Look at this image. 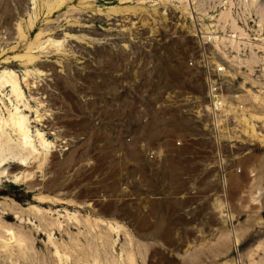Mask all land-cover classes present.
<instances>
[{"label":"rangeland","instance_id":"rangeland-1","mask_svg":"<svg viewBox=\"0 0 264 264\" xmlns=\"http://www.w3.org/2000/svg\"><path fill=\"white\" fill-rule=\"evenodd\" d=\"M209 80L235 115L219 129L241 168L225 189ZM9 114L26 117L36 150L39 131L56 152L61 188L43 195L64 203L39 205L0 167V264H264V0H0ZM0 138V158L18 161V131L2 125Z\"/></svg>","mask_w":264,"mask_h":264},{"label":"bare ground","instance_id":"bare-ground-1","mask_svg":"<svg viewBox=\"0 0 264 264\" xmlns=\"http://www.w3.org/2000/svg\"><path fill=\"white\" fill-rule=\"evenodd\" d=\"M214 32V31H213ZM230 36V35H229ZM236 35H231L230 37L234 38ZM206 37L208 38H214L217 39L218 37L216 35H207ZM205 38V37H204ZM229 38V37H228ZM236 38V37H235ZM230 40V39H229ZM233 40H231L232 42ZM235 42V41H233ZM30 54V53H29ZM33 56L29 55L28 56V60L31 59ZM8 78H3L1 81V84L5 85V86H10L11 87V92L16 96V99L17 98H21L22 97V91L21 89L19 88V85H18V80L17 78L15 77V75L11 72H7L5 71V73ZM27 80H25L26 82ZM31 83V82H30ZM29 83V84H30ZM33 83V81H32ZM27 87H28V84H26ZM32 87H30V92H31V95L33 97H35L37 94H41L43 93V88H41V86L39 87V85H31ZM28 90V91H29ZM46 94V93H44ZM43 97V96H42ZM36 99V102L42 104L43 102L41 101V96H38L35 97ZM232 100V98H231ZM44 105V104H43ZM49 104L47 103L46 106H48ZM41 106V105H40ZM50 106V105H49ZM48 111V110H47ZM230 111V110H229ZM36 114V118L38 121H42L43 125H46V126H50L52 128H56L54 127L53 124H51V122L49 120H44V118L40 115V113H38L37 109L34 111ZM52 112V111H50ZM234 112V111H233ZM232 112V113H233ZM15 114V113H14ZM17 114V113H16ZM15 114V115H16ZM235 116V115H234ZM43 119H42V118ZM45 117V116H44ZM235 118V117H234ZM0 128L2 127V125L4 126H7V127H11L12 129L14 130H17L18 131V135H19V139H20V143L22 144L21 148L23 151V156L21 158H19L18 161H13L11 159H7V158H0V167H4V166H10V169L11 170H6L5 171V168H3L4 170L2 171V176L1 177H6V176H11L14 178V182L16 183H19V184H24L26 185V188L28 189V192L29 193H32V194H35L34 198H32L31 200L34 201V202H37L39 205H47V204H51V205H59V204H62L64 203V200L61 199V198H58V197H49L48 195H43V192H50V191H55L57 190L58 188H61L60 184H57L56 181H57V178H58V174L59 172L55 171V169L53 167L56 166L57 164V154L56 152H53L52 151V146L50 145L49 142H46L41 133H39V131H37V136H40V142H41V145L43 146L44 150L42 151H38L35 149L33 143L31 142V139H30V134L28 132V128L26 126V117L21 115V116H12V114H9L8 115V118H4V117H0ZM53 121V120H52ZM41 123V124H42ZM51 128V129H52ZM56 133V132H55ZM55 136V135H54ZM57 138H59L57 136ZM2 139L0 138V143H1ZM2 144V143H1ZM0 144V145H1ZM59 144V143H58ZM70 148V147H69ZM61 156V155H60ZM72 156V155H71ZM70 162V159L67 157L65 160H64V163L65 162ZM25 162L26 163V166L25 164L23 163ZM48 165V167H52L50 170V176H46V174L48 173H45L44 172V165ZM29 165V166H27ZM71 166V165H70ZM15 168H19L21 169L20 172L21 174L18 176V174H16L14 172V169ZM46 168V167H45ZM17 170V169H16ZM5 172V173H4ZM15 174H14V173ZM39 172L40 175H41V178L40 179H37L36 178V173ZM11 173V174H10ZM4 174V175H3ZM67 194V193H66ZM66 201V200H65ZM68 203V202H67ZM16 205V204H15ZM10 206V205H9ZM13 208L15 207H12V210L13 212L15 213V217L19 218L21 217V215L24 213L25 214H29L31 213V211H34L32 212V215L33 217H35V219L37 218V220H40L42 221V219H45V217H47L48 215L43 213L45 211H41V208L33 205L32 207V210L31 211H27L25 210V212L21 209L19 210H14ZM51 209V208H50ZM10 210H11V207H10ZM9 210V211H10ZM11 210V211H12ZM47 210V208H46ZM52 210V209H51ZM48 211V210H47ZM48 213V212H47ZM5 215H7V212H4ZM20 219V218H19ZM29 223V222H28ZM41 223V222H40ZM52 222H50L51 224ZM49 224V223H48ZM1 225V224H0ZM2 226V225H1ZM1 228V227H0ZM3 228V227H2ZM45 228V227H44ZM5 232H8L9 233V239H13V241L15 242H18L21 244H23L22 242V238H20L18 236V238L15 236V234L8 228H4ZM46 230V228H45ZM90 230V229H89ZM47 231V230H46ZM90 232V231H89ZM88 233V232H87ZM88 235V234H87ZM90 235V234H89ZM237 237L235 238V242H237ZM57 253V252H56ZM98 256V255H97ZM96 256L92 257V258H95ZM97 260L96 258L94 259V261ZM93 261V262H94ZM100 261V260H99ZM98 261V262H99ZM133 263V262H132Z\"/></svg>","mask_w":264,"mask_h":264},{"label":"built area","instance_id":"built-area-1","mask_svg":"<svg viewBox=\"0 0 264 264\" xmlns=\"http://www.w3.org/2000/svg\"><path fill=\"white\" fill-rule=\"evenodd\" d=\"M202 62L207 61V55H201ZM193 62L189 61V65H192ZM207 96L209 98V110L208 115L211 122V126L214 130V135L212 137L213 140V154L215 167L218 175V185L220 188L225 189L228 185V177L229 173L233 171L234 173H241V168L232 166L227 161V156L223 151V142L221 139V135L219 134V129H221L224 125H227L230 119L233 121V115L229 108L230 106L227 104L226 98L222 93L221 87L217 85L215 81L209 80ZM234 110V108H233ZM177 145L180 143L177 142ZM153 153L150 154V157H153Z\"/></svg>","mask_w":264,"mask_h":264}]
</instances>
